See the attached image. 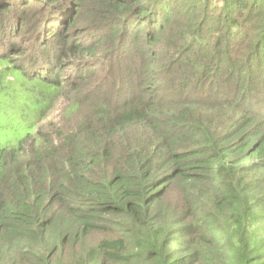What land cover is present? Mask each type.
<instances>
[{
  "label": "trees",
  "instance_id": "16d2710c",
  "mask_svg": "<svg viewBox=\"0 0 264 264\" xmlns=\"http://www.w3.org/2000/svg\"><path fill=\"white\" fill-rule=\"evenodd\" d=\"M14 108L0 264H264V0H0Z\"/></svg>",
  "mask_w": 264,
  "mask_h": 264
},
{
  "label": "rangeland",
  "instance_id": "374dc122",
  "mask_svg": "<svg viewBox=\"0 0 264 264\" xmlns=\"http://www.w3.org/2000/svg\"><path fill=\"white\" fill-rule=\"evenodd\" d=\"M6 114L8 115H3V118L0 119V145L15 144L24 134L28 132L25 125L22 124V121L16 117L15 108L7 110ZM47 116H49L46 118L47 120L44 119L38 126L43 129L44 134L48 131L45 130L48 123L47 121L51 119L50 113Z\"/></svg>",
  "mask_w": 264,
  "mask_h": 264
}]
</instances>
